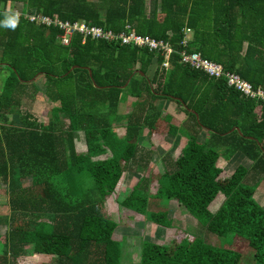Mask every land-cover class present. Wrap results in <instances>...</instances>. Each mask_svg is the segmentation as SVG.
<instances>
[{"label": "trees", "instance_id": "1", "mask_svg": "<svg viewBox=\"0 0 264 264\" xmlns=\"http://www.w3.org/2000/svg\"><path fill=\"white\" fill-rule=\"evenodd\" d=\"M11 2L22 15L15 29L0 23V188L8 204L0 217V264L37 255L55 257L56 264H121L119 224L104 207L132 164L141 165L143 128L159 139L184 135L187 143L175 158L167 155L163 173L142 175L121 206L174 228L165 203L175 199L227 245L189 241L175 227L168 245L143 242L137 264H239L242 253L230 239L244 242L251 264H264V204L255 197L261 181L251 182L253 176L264 179V101L180 64L182 52L198 54L264 88V0H0V22ZM31 15L84 22L114 37L76 31L64 44L63 29ZM130 31L167 42L168 66L162 54L124 45L119 37ZM74 66L79 68L70 72ZM36 99L58 103L49 105L47 123L32 118ZM127 100L133 108L120 114ZM168 103L183 119L171 114ZM234 127L242 135L231 132ZM79 131L83 151L75 144ZM106 153L111 156L98 159ZM220 159L250 163H238L222 177Z\"/></svg>", "mask_w": 264, "mask_h": 264}, {"label": "rangeland", "instance_id": "2", "mask_svg": "<svg viewBox=\"0 0 264 264\" xmlns=\"http://www.w3.org/2000/svg\"><path fill=\"white\" fill-rule=\"evenodd\" d=\"M11 9L12 11L21 13L20 10L16 8L14 2L6 5L5 10ZM19 8V7H18ZM191 34V30L186 31V35ZM186 37V36H185ZM187 39V38H186ZM40 83V81H38ZM32 92V90H29ZM41 97V94H38ZM131 101V99H129ZM127 100L120 105L119 113H128L133 108V103ZM47 104V105H46ZM40 101L39 99L34 102L35 109L31 110L32 118L36 121H44L47 123L51 117L50 107L58 105V103H50ZM26 104H23L22 115L25 114ZM28 107V106H27ZM31 109V108H30ZM168 109L173 112V103L168 104ZM183 114V113H182ZM178 120L183 119V116H177ZM121 119H118L120 121ZM21 121V117H20ZM181 123V122H178ZM121 124V123H120ZM120 124H115V129L117 133L122 134L124 131V126ZM201 137H205V132L200 133ZM76 148L79 151L86 149L85 135L82 131L74 133ZM141 152L138 155L141 157V165L138 162H134L131 166V171L127 176V179L118 184L116 192L109 196L106 200V206L104 212L109 217L113 218L115 222H118L119 227L116 230V239L121 240L125 244V260L123 264H135L139 261V250L143 242H151L156 245H168L170 244L175 236V227L184 230L187 233V240L192 241L193 237H199L203 239L206 243L214 245L217 247H223L227 245V241L221 239V237L209 234L205 232L185 210L182 208L175 199H171L165 203V206L169 212V217L172 219L174 228H165L163 226L149 223L145 220V217L132 212L121 206V200H123L126 195L130 192L136 181L142 176H150V173L159 175L166 169V161L170 157L167 155L171 154L172 158H175L179 154V150L183 148L187 143V137L181 135L177 138H173L167 135L159 139L156 135L149 134L147 128L142 129L141 136ZM154 147V152L149 155L148 151ZM105 156H100L98 159H104L109 157L108 153ZM249 166L248 160L238 159L236 162L225 161L220 159L218 166L223 169L224 173L222 177L229 176L235 169L238 163ZM251 179V182H255L260 179V184L255 192L256 200L264 204V179L263 177H255ZM158 189L157 182L151 185L150 193L155 194ZM257 193V194H256ZM224 197L220 196L215 206L212 209L215 212L221 205ZM8 214V204L7 196L3 189L0 188V217H6ZM131 222L128 224L127 222ZM1 223V222H0ZM141 225V226H139ZM1 227V224H0ZM4 228H0V242L3 240ZM233 248L241 251L242 259L239 264H251V252L247 249L243 241L239 239H230ZM230 246V245H229ZM20 264H31V261L20 259Z\"/></svg>", "mask_w": 264, "mask_h": 264}, {"label": "built area", "instance_id": "3", "mask_svg": "<svg viewBox=\"0 0 264 264\" xmlns=\"http://www.w3.org/2000/svg\"><path fill=\"white\" fill-rule=\"evenodd\" d=\"M19 15H22V13H19ZM30 19L48 26L51 24L59 26L65 31L62 36L64 44H68L70 37L76 31H79L85 37L91 36L94 39H107L108 37H114L112 36V32H104L100 28L89 27L84 22H76L74 24L68 22L63 23L61 21H54L49 17L38 15H31ZM186 31H189V29H186ZM119 38L126 46L146 48L152 53L162 54L165 59L163 66L165 68L168 66V58L172 53V50L167 42L140 36L135 31H130L128 34L124 33L120 35ZM180 64L185 67H189L190 69L203 72L205 76H208L209 78L217 80L224 79L230 87H234L236 91H239L244 96L264 101V88L252 87L250 84L243 81L239 76L233 73L224 72L221 66L202 59L198 54H185L182 52L180 54Z\"/></svg>", "mask_w": 264, "mask_h": 264}, {"label": "crops", "instance_id": "4", "mask_svg": "<svg viewBox=\"0 0 264 264\" xmlns=\"http://www.w3.org/2000/svg\"><path fill=\"white\" fill-rule=\"evenodd\" d=\"M191 35H192V33L190 34V35H186V37H187V39H191ZM169 104V103H168ZM168 104H167V107H168ZM169 110V109H168ZM173 112H171L170 110V112H171V114H174V115H176V116H183L184 117V114H182V112H180V113H176V107H174V105H173ZM181 136V135H180ZM105 206H106V204H105ZM105 208V207H104ZM113 219V218H112ZM118 229V228H117ZM115 235H116V232H115ZM118 240V239H117ZM118 241H120V242H123V241H121V240H118ZM123 244H124V242H123ZM124 246H125V244H124ZM123 252H122V260H121V264H123L124 263V260H125V247H123V250H122ZM20 259H25V260H29V261H31V264H56V258L55 257H51V256H40V255H37V256H33V257H29V256H27V257H25V258H19V260H18V264H20ZM138 263V262H137ZM137 263H135V264H137Z\"/></svg>", "mask_w": 264, "mask_h": 264}, {"label": "clouds", "instance_id": "5", "mask_svg": "<svg viewBox=\"0 0 264 264\" xmlns=\"http://www.w3.org/2000/svg\"><path fill=\"white\" fill-rule=\"evenodd\" d=\"M5 15V20L3 22L4 26L6 27H10L15 29V27L18 24V20H19V13L18 12H13L10 8L7 9L4 13Z\"/></svg>", "mask_w": 264, "mask_h": 264}, {"label": "water", "instance_id": "6", "mask_svg": "<svg viewBox=\"0 0 264 264\" xmlns=\"http://www.w3.org/2000/svg\"><path fill=\"white\" fill-rule=\"evenodd\" d=\"M77 68H79V66H74V67H72L71 70H70V72H72L73 70H75V69H77ZM88 70H89L90 75H91V77H92V72H91V70H90V69H88ZM140 73L143 75L142 72H140ZM190 111L193 112V113L195 114L196 119H197V121H198L199 119H198V115H197V113H195V112H194L193 110H191V109H190ZM234 130H238L239 134L242 135V133H241L239 127H234V128H232L230 131L232 132V131H234ZM249 138H251V137H249Z\"/></svg>", "mask_w": 264, "mask_h": 264}]
</instances>
